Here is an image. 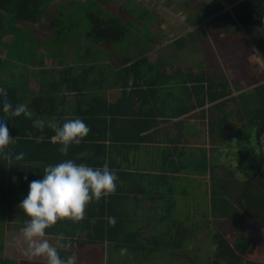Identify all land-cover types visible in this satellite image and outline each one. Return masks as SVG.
<instances>
[{
  "label": "trees",
  "instance_id": "1",
  "mask_svg": "<svg viewBox=\"0 0 264 264\" xmlns=\"http://www.w3.org/2000/svg\"><path fill=\"white\" fill-rule=\"evenodd\" d=\"M50 2L52 0H0V96L7 97L14 107L27 104L31 113L29 118L0 112V120L7 119L10 137L16 138L15 144L5 149L8 158L0 157V210L8 211L16 218L18 228H22L29 217L18 205L28 194L29 183L42 178L45 166L71 159L94 168H102L108 163L110 170L118 176L116 191L100 200L93 199L86 206L82 220H59L46 230V236L57 240L63 234L71 242L70 248H60L61 241L58 240L57 249L61 257H74L76 264H194L197 259L188 257L183 250L192 237L191 225L201 221L188 223L185 214L177 215L179 212L174 208L172 183L183 179L174 174L184 168L206 173L205 182L210 181L208 193L203 194L211 208L205 213L207 221L208 217H242L244 212L253 218L259 217L261 211L264 212V82L252 89H246L244 84L236 85L238 93L233 95L225 71H219V65L210 54L198 47L199 43L203 45L207 41V34L200 27L187 34V38L180 36L173 40L172 48L176 52L173 55L171 51L173 62L171 60L169 66L172 67L176 59L181 63L172 70L186 71L184 78L176 77L181 92H175V95L167 86L171 79L165 74L166 64H169L166 59L162 57L158 63H152L146 54L141 53L131 60L128 55L121 57L122 46L117 49L113 46L112 53L117 54L118 60L117 65L113 64L112 75L119 79L121 74L122 79L116 81L119 82V95L109 101L101 90L103 80L97 76L103 77L109 68L101 57L98 58V54H104L98 48L104 42L114 45L123 41L126 26L123 27L115 16L107 18L88 9L86 24L73 23L76 18L66 17L57 22L64 13L59 7L60 2L52 12L47 9ZM98 4L96 6L101 10ZM226 6L230 9H225ZM47 10L48 19L45 17ZM195 15L196 20L207 21L220 30L233 28V32L257 33L258 36L250 38L264 60V0L204 1ZM35 24L53 34L41 37L39 30L34 29ZM75 29L82 32L78 41L84 38L87 42L85 51L96 55L94 64L84 60L81 64L71 65L63 62L64 57H59L56 63H52L62 66L57 79L52 77L51 67L32 70L30 54L34 48L51 44V55L53 51L62 52V46L57 48V44L71 41L77 34ZM6 35L9 38L13 35L9 43V40H3ZM72 43L68 44L73 46ZM177 51H186L187 58L183 59ZM192 57L195 62L191 61ZM74 71L78 72L77 76L71 75ZM19 72L21 77L11 79L9 76ZM153 72L159 73L157 79L146 75ZM88 73L92 77L90 80L86 79ZM249 73L245 74L246 78ZM243 75L238 78L242 79ZM31 76L36 81L35 89L28 87ZM131 76H134V84L129 86L127 82ZM141 81L146 83L147 90H137L136 85ZM74 92L85 106L70 107L65 103L63 110L57 113L58 105L70 100L68 94ZM142 93L144 97L140 95ZM148 94L151 98L146 104L144 100ZM138 95L143 101L137 104L134 99ZM188 101L189 107L177 110ZM197 108L201 109L188 115L197 123L189 132L180 127L177 135L169 133L172 119ZM74 118L82 119L91 131L81 143L70 145L64 155L59 151L61 145L53 139L55 133L48 124L62 125ZM41 120L45 122L42 131L33 126L34 121ZM173 123L183 125L180 120ZM159 131L164 136L156 138L154 135ZM38 136L44 137L43 142H36ZM190 141L197 145V151H193L192 159H184L185 150H174L177 151L182 142ZM150 142L163 147L159 148L161 160L157 162L159 164L148 162L144 169L139 168L130 156L133 158V153L141 145ZM20 152L25 157L16 161L14 156ZM179 194L177 191L175 195ZM146 199L159 213L158 217H143L141 202ZM109 217H115V225L109 223ZM147 223L148 230L156 225L158 228L143 236L140 230ZM209 232L214 264L244 263L245 254L253 245L249 237L237 232L230 239L216 227ZM18 263L21 262L17 260Z\"/></svg>",
  "mask_w": 264,
  "mask_h": 264
},
{
  "label": "rangeland",
  "instance_id": "2",
  "mask_svg": "<svg viewBox=\"0 0 264 264\" xmlns=\"http://www.w3.org/2000/svg\"><path fill=\"white\" fill-rule=\"evenodd\" d=\"M130 1H132V8H129L127 12L124 10L116 11L115 8L120 7L122 3L124 2L126 5H130ZM96 0V2L93 3L92 0H52L50 4L48 5L47 9H49L51 12L56 9L55 5L57 2H60L59 7L62 9L64 14H67L64 16V14L58 19L57 22H61L64 17L70 19V18H76V21L72 20L73 23H79L82 25V22L86 24L88 22V16L86 14V10H91L95 14L109 17L115 16V19L122 22V26L127 28L123 41L119 43L110 44L109 42H104L102 44H99L100 48H98L100 51H102L104 54L109 50V48H112L114 46L116 49L117 47L122 46L121 52L127 53V51H140L143 48L145 49L147 46L150 45L149 40H151V24H162L165 26L169 33L167 36H164L162 38V42H167L169 38L168 36H173L176 34V36H180L188 32L189 30L194 29L192 26L185 24L183 22L184 18L186 17V14L182 15L180 12L177 13V10L172 11V5L166 4L169 0ZM178 1V0H177ZM202 1H211V0H192L190 2V6L188 7V12H191L194 9H198L200 7V3ZM85 3V4H84ZM96 3H99L98 5L101 7V10L98 6H96ZM135 3L139 6V4H144L143 8L150 9L153 11V13L148 12L147 15H144L143 10H140L137 8ZM169 3V2H168ZM94 4V5H92ZM124 4V5H125ZM170 5V6H168ZM86 6V7H84ZM142 8V6H139ZM199 11V10H198ZM196 11V12H198ZM194 12L193 14H196ZM47 15L45 16L48 19V10L46 11ZM101 13V14H100ZM71 14V16H70ZM91 14V13H90ZM191 14L189 17V22H195L197 19V15ZM110 16V17H111ZM82 21H81V20ZM153 19V20H152ZM152 20V21H151ZM69 22V23H72ZM204 24V23H203ZM206 24V26H205ZM205 29L208 31V34H210L211 39L209 38L207 34V38L209 41H204L203 45L206 48V46H210V50H213L214 53L219 51L220 54H222V51L220 47H223L225 50L229 48L228 55H223V59H218L219 64L222 65L223 70L225 71V75L227 76L228 80H232V78L236 81V85L240 84H247L250 83L248 86H252V84L255 83V86L258 83L264 82V60L259 56L257 51L251 49V38L253 36H258V34L252 31L245 32L242 30L233 32L232 29H225L220 30L217 32L218 27L212 26L208 22L205 23ZM201 25V24H199ZM35 30H39V34L43 37L44 34H50L52 35L53 32L50 30H46V28H40L38 24H35ZM77 28V25L74 26ZM236 27H239L237 24ZM75 29L76 35L73 36V41L75 42V46H71V49H66L62 51V56L64 57L63 62L64 63H70L73 59H78L83 53V49L81 47L82 41H78L79 38L82 36V32ZM13 38V35L10 36L6 35L3 40L8 41V43ZM166 37V38H165ZM250 41V45H247ZM79 42V43H78ZM210 43V45H209ZM244 44H247L244 46ZM221 45V46H220ZM166 47H163L162 49H165ZM2 49V48H0ZM49 49H45L42 52L44 53L45 57L49 60L46 61V65L51 67L53 69V74L56 75V73L59 71V66L52 65V63H55L56 60V51H54V54L51 55L48 53ZM161 51V50H160ZM159 50L155 51V56L158 55V53H161ZM4 54V50H2ZM182 52V51H179ZM191 53H193L190 50ZM188 51V54H191ZM249 52H252L251 54ZM1 53V51H0ZM247 53L249 57H247ZM132 54V53H131ZM72 55V56H71ZM70 57H73V59ZM251 57V59H250ZM117 61L118 58L114 57ZM249 59L251 63L249 64ZM191 61L195 62L194 57L191 58ZM30 62L33 64L35 62L34 59H30ZM194 65V64H193ZM250 66L251 70L248 71L249 76L246 78L245 74L248 72L245 71V69ZM25 73V71H23ZM237 74H239V77L242 79H239L237 77ZM11 76V74H9ZM13 77V76H11ZM15 77H21L20 72L15 74ZM254 82V83H251ZM257 83V84H256ZM35 84L33 85V87ZM247 89H250L249 87H245ZM222 161L223 158L221 159ZM193 173H195L193 171ZM192 173V174H193ZM196 175L193 174L186 180L185 187H187L190 191L188 195L185 197L183 205H186V207H190V210L186 208L185 212L190 213L189 217H186V221L197 223V221H201L200 223L191 225V240L190 243L185 247L183 250L188 257H194L197 260L194 261V264H210L212 261V252L213 247L211 244V233L209 230L215 227L221 231L224 235H226L227 238L232 239L234 237V234L237 232H244L246 234H249L246 230H243V227L241 224L243 223L245 218H242L241 216H236L231 219H218V218H211L208 217L209 220H206L205 213L211 210L210 203L208 201H205L206 199L196 192L197 182H196ZM207 182V183H206ZM200 187L204 188L208 186L210 181H206ZM192 189V190H191ZM208 193V190H207ZM1 202V201H0ZM145 205L149 204L148 200L144 202ZM236 208L238 207L235 205ZM251 212V211H250ZM252 213V212H251ZM15 221L10 222V215L8 214V211H2L0 210V264H16L17 260H23L24 263L22 264H30L31 261H34L35 257L29 258L26 255V249H27V243L24 240L20 229L18 228V222L16 221V218L14 216H11ZM193 219V220H192ZM9 220V221H8ZM149 223L144 224V226L141 228L140 232L143 236L148 235L149 232L155 231L158 228V225L154 226L152 229L148 230ZM193 228V229H192ZM159 231V230H157ZM49 240L50 244L53 246H56V242L50 238L45 237ZM175 264V263H173Z\"/></svg>",
  "mask_w": 264,
  "mask_h": 264
},
{
  "label": "clouds",
  "instance_id": "3",
  "mask_svg": "<svg viewBox=\"0 0 264 264\" xmlns=\"http://www.w3.org/2000/svg\"><path fill=\"white\" fill-rule=\"evenodd\" d=\"M0 112L14 117H31L27 104H17L15 107L7 97L0 96ZM33 126L41 131L44 121H34ZM55 135L53 139L61 147L59 151L67 155L69 146L79 144L91 131L90 127L80 118L66 120L62 125L48 124ZM37 143L44 140L43 136L35 137ZM16 138L9 135L7 119L0 120V157L7 159L5 149L15 144ZM23 152L14 156L16 161H22ZM15 179V178H14ZM25 179H27L25 177ZM118 176L110 170L108 163L103 167H92L84 163H76L68 159L44 167L41 179L29 183L28 194L21 200L18 208L29 217L24 222L20 232L27 243L26 255L29 258L40 257L46 264H76L72 256L61 257L57 247L46 239V230L59 220L70 219L78 222L84 218L86 206L93 200H100L113 194L117 188ZM111 225H115V217H109ZM60 248H70L71 242L63 236Z\"/></svg>",
  "mask_w": 264,
  "mask_h": 264
},
{
  "label": "crops",
  "instance_id": "4",
  "mask_svg": "<svg viewBox=\"0 0 264 264\" xmlns=\"http://www.w3.org/2000/svg\"><path fill=\"white\" fill-rule=\"evenodd\" d=\"M92 1L96 2V0H92ZM127 1H130V0H127ZM190 2H192V0H178V1L177 0H169L166 3V4H171L172 5V8H173L172 11L177 10V13L180 12V14H182V15L186 14V17L184 18L183 22H185V24H187V25H190V27L192 26L194 28V29L189 30L188 32H186L185 34L180 35V36H186V38H187V34H189L190 32H194L196 30V28H200V27H203V30L205 31V33L208 34V31L205 29V26H206L205 23H207V21L196 20L195 22H189L190 15L193 14L194 12L198 11L200 9V7H201V4L204 1H202L200 3V7L198 9L196 8V9L192 10L191 12H188L189 11L188 10V7L190 6ZM130 3H131L130 5H126L123 2L122 5H120V7L115 8V9H116V11L124 10L125 12H127L129 8H132V3L133 2L130 1ZM135 5L137 6L138 9L143 10L144 15H147L148 12L153 13V11H151L150 9L143 8L144 4H142V3L139 4V6H142V8L139 7L136 3H135ZM168 6H170V5H168ZM225 9H230V6H226ZM193 15H195V14H193ZM203 23L205 24V26H204ZM199 24H201V25H199ZM212 26L214 27V25H212ZM34 27H36V26H34ZM219 30L220 29H218L217 32ZM220 32H222V31L220 30ZM168 33H169V30L165 26H163L162 24H160V25L159 24H156L155 25V24L152 23L151 24V31H150L151 40H149V43H150L151 48L148 49V46H147L145 49L143 48L142 50H140L138 52H136V51H127V53H124V54L121 52L122 49H120V55H121V57L123 55H128V56H130L131 60H134L141 53H143V54H146L148 56V59L152 63H158L159 59H161L162 57L164 59H166V61L169 64H166V65H168V67H167V72L165 74L168 76L169 79H171V82H168L167 83V86L170 87L169 91H171L172 94H174L175 92H181L180 88H178L180 86V84L176 82V77H179V78H182L183 77L184 78L185 77V74L184 73H186V71L183 70L182 72H177V71L172 70V68H174V67L176 69V65H178V64L181 63V62H178L176 59H175V62L176 63H174L175 66L174 65L172 67L169 66L173 62L172 55L170 56L171 51L173 50V55L176 52V50H174L173 49L174 47L172 46L173 40L176 39V38H178V37H180V36H176V34L173 35V36H168L167 38H169V40L167 42H162L161 41L162 38L164 36H167ZM208 36L211 39L210 34H208ZM73 39L74 38L72 37L71 41H73ZM71 41H69V42L71 43ZM188 41L189 42H192L191 40H188ZM207 41H209L208 38H207ZM69 42L68 41H62V42H60L61 45L60 44L59 45L57 44V48H60L62 46L63 50L71 49V46L68 44ZM72 44L74 45L75 42L72 43ZM50 45L51 44H48V45H46V44H40V47L34 48V52L30 54V58H32V59L35 60V62L33 63V66L34 67H31V68H33L32 69L33 71H35V70L38 71V68L39 67L41 68V66H43V68L45 67V69H48L49 68V66L46 65L47 64L46 61H48L49 59L45 57V55H44V53L42 51L45 50V49H49V46ZM209 45H210V43H209ZM246 45L247 44H244V46H246ZM249 45H250V41H249V43L247 45V49H250V48H248ZM250 46H251V49L252 50H255L256 51V48L253 46V43L252 42H251V45ZM81 47L84 48V49H83V53L80 56V58H78L76 60V59H73V57H70V59L72 58L73 60L70 63H68V64H71V65H75V64H78V63L81 64L84 60L85 61L87 60V63L88 64L90 62L92 64L95 63V61L93 59L95 58L96 55L95 54H92L91 52L85 51V48L87 47V42L84 40V38H82ZM163 47H166V48L165 49H162ZM198 47L201 48L202 50H204L205 52L207 51L206 52L207 54L208 53L210 54V56L212 57V59L219 65V67H220V68H218L219 71H221V69H223L222 68V65L219 64L218 59L221 60V59L224 58L223 55L224 56L225 55H228V52H229L228 49L229 48H227L226 50L223 48V47H227V46L220 47V49L222 51V54H220L218 50H217L216 53H214L213 50H210V48H209L210 46H208V45L205 48L204 45H202L201 43H199V46ZM112 50H113V46H112V48H109V50H107V52L105 54H98V58L101 57V59L104 61V64L108 65L109 70L105 73L106 75L104 74V76L102 77L100 74L96 73V74H98L97 75L98 78L103 80V83H101L102 84L101 85V90L104 91V94L106 96H108L109 101L115 100V98L119 95V90H120L118 88L119 87V82H116V81H119V79H122V75L121 74L119 76V79H117V76L115 77L114 75H112V67H114V65H117V61L114 58V57H116L117 54H113L112 53ZM157 50H159V51L161 50L160 51L161 53H158V55L155 56V51H157ZM177 52H179V51H177ZM48 53H49V50H48ZM52 53L54 54V51ZM179 53H180V56L183 59L184 58L185 59L187 58L186 51H182V52H179ZM201 53H203V52H200V54ZM249 53L251 54L252 52H249ZM61 54H62L61 51L56 52V57L57 58L55 60V63H56V61L58 60L59 57H63ZM199 57L201 58L200 55H199ZM247 57H249L248 53H247ZM250 59H251V57H250ZM250 59H249V64L251 63ZM171 60H172V62H171ZM55 65L56 66H59L58 68H61L62 67V66H60L59 63L58 64H55ZM206 65H208V67H209L208 62H206ZM247 70L250 71L251 70V67L248 66L245 69V71L248 72ZM77 73L78 72H75L74 71V72L71 73V75L72 76H77ZM91 73L92 74H95L94 72H91ZM89 74L90 73L87 74V77H86L87 80L92 79V77H89ZM51 75H52V77H54L56 79L59 77L58 76V72L56 73V75L55 74H51ZM146 75L150 76V78H156L157 79L159 73H155V72L150 73V74L146 73ZM11 76H13L11 79H15V75L14 74L11 73ZM237 77H239V74H237ZM33 78L34 77H32V76L28 78V87H31V88H34L35 89V86L33 87V85L35 84L36 81ZM173 79L175 80V83H174V80ZM133 80H134V76H131L128 79V82L127 83H128L129 86H130V84H131V86L134 84ZM236 81L237 80H234L233 78L230 81V84H231L232 89H233L232 90V94L233 95H235V94L238 93V91H236V89H235L236 88ZM14 83H16V82H14ZM244 86L245 87H249V88L252 89L253 87H255V83L252 84V86H247V84H244ZM136 87L139 88L137 90L140 91V90H145L147 88V85H146V83H144L143 81H141V82H139V84L136 85ZM172 89H173V91H172ZM74 94H75V92L68 94L69 97L71 96L70 97V100L67 99L64 103H62L61 105H58V107H57V113L59 112V110H61V109L63 110V108H64L63 107V104H65V103H66V105H67V103H69L70 107H73V106H76V105L85 106V104L81 100L77 99L76 95H74ZM149 94L147 96L145 95L147 97V100L145 99L144 100V103H146V104H149V100L151 98V96ZM140 95L142 97H144V94L143 93L140 94ZM140 95L136 96L135 99H134V102H136L137 104L139 102L143 101L139 97ZM173 102H174V100H173ZM173 102H170L169 104H171ZM207 105L208 104H206L205 106H207ZM186 106L187 107L190 106V101H188V103H183L181 106L177 107V110H179V109H185ZM199 109H201V108H197V109H195V110H193L191 112L190 111L189 112H186L182 116L172 119V122L170 121V125H169V127H170V129H169L170 132L169 133L171 135H173V134H176L177 135V133L179 132V128L180 127H182L183 129H185V131L189 132L190 131V127H192V125H196L197 123H195L196 120L193 121L192 120V117H188V115H190L191 113H194V112L199 111ZM181 119H183V120H181ZM178 120H180V121L183 122V125L182 126H176V125H174L173 122L178 121ZM161 125L163 126L164 124H161ZM187 132H185L184 134L187 135L188 134ZM154 136L156 138H158V137L164 136V135H163V132L162 131H159V133L156 134V135H154ZM159 145H162V144H159ZM163 145H165V144H163ZM196 146L197 145L196 144L194 145V143L192 141H190L189 143L182 142V144L179 146V149H177V151L176 150H174V151L175 152H178V150H180V151L181 150H185L184 159L185 158L192 159V157H193V151L196 150L195 149ZM159 148H163V147H159L158 144L157 143H154V142L147 143L146 145H141L140 149L138 151H136L135 153H133V158L130 156V159L133 160V163L136 166H138L139 168H143V169H144L143 166L146 165V163H148V162H153V164H159L157 162H159L160 155H161L160 153H162V151H159ZM262 149L264 151V147L263 146H262ZM192 173H193V171H192L191 168H188V169H185L184 168L178 174L177 173L174 174L175 176H181L183 178L181 180H177L176 179L172 183V184H174L173 185L174 186V194H173V196H174V199L176 201L174 208H175V210L177 209V212H179V213H177V215H180V214L184 213L186 217H189L190 216V213H186L185 212L186 208H188L190 210V207H186V205H183V202H184L185 197L188 195V193H190L189 189L187 187H185V183H186V180L188 179V177L191 178V176L193 174L196 175V177H197L196 178V182H197L196 192L198 193V195H200V196L202 195L203 196V194H205V191H207V188L206 187L205 188H204V186L202 188L200 187V185H202L205 182V179L204 178L206 177V173H200L199 171L198 172H195L193 174ZM177 191L180 192L179 195H175ZM144 202H141V212H142L143 217H146V218L158 217L159 216V213L156 211V209L154 210L152 208V206H150L149 204L145 205ZM12 221H15V220L10 215V222H12ZM47 237L52 238L56 242V246L55 247H57V245H58V239L56 240V237H51L49 235ZM19 262H21V263H18V264L24 263L23 260L22 261L19 260ZM26 264H28V263H26ZM30 264H46V261L43 258L35 257L34 261H31Z\"/></svg>",
  "mask_w": 264,
  "mask_h": 264
},
{
  "label": "flooded vegetation",
  "instance_id": "5",
  "mask_svg": "<svg viewBox=\"0 0 264 264\" xmlns=\"http://www.w3.org/2000/svg\"><path fill=\"white\" fill-rule=\"evenodd\" d=\"M264 142V138H263ZM264 147V145H263ZM242 218H245L241 226L243 230H246L249 234L242 232L244 235L252 240L251 250L244 256V263L248 264H264V212L257 218L251 217L248 213L244 212ZM210 264H214L213 258ZM221 264H227L222 262Z\"/></svg>",
  "mask_w": 264,
  "mask_h": 264
}]
</instances>
